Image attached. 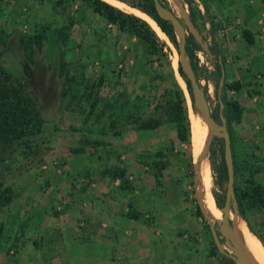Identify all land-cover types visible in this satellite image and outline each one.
I'll return each instance as SVG.
<instances>
[{"label": "rangeland", "instance_id": "374dc122", "mask_svg": "<svg viewBox=\"0 0 264 264\" xmlns=\"http://www.w3.org/2000/svg\"><path fill=\"white\" fill-rule=\"evenodd\" d=\"M108 1L150 26L154 50L81 0H0L3 68L36 98L42 118L40 130L18 144L0 166V189H12L10 202L0 207V264H221V253H210V234L195 207L204 206V198L211 195L223 202L224 190L215 170L222 146L214 136L205 146L204 122L205 137L202 123L194 132L190 118L193 122L196 111L176 71L175 49L146 14L131 8L144 1ZM192 2L196 27L224 59L223 76L241 84L237 92H228L241 107L240 122L231 124L234 153L255 160L253 176L264 185V0ZM162 3L180 17L172 0ZM248 10L250 16L245 18ZM251 17L254 39L248 43L242 31ZM44 27L58 40L54 53L48 52L53 63L48 67L43 45L28 65L26 79L19 36L37 34ZM244 42L250 45L251 59ZM196 53L205 62L202 53ZM60 57L72 78L78 79L82 72L91 78L105 77L101 95L138 92L141 87L144 100L138 118L152 117L158 125L136 129L123 121L115 129L118 134L108 128L102 132L93 115H85L76 103L66 107L60 102ZM168 63L182 86L185 106L176 94ZM244 72L251 81H243ZM200 83L206 84L208 104L215 114L214 86L202 79ZM176 105L189 117L188 148L175 137ZM76 147L80 151H71ZM157 152L162 155L156 156ZM160 161L166 167L155 178L153 162ZM109 167L122 171L131 189L118 188ZM127 204L135 218L125 215ZM215 206L214 202L208 212ZM231 211L230 206V216ZM245 217L246 221L239 215L238 220L264 239V208L248 210Z\"/></svg>", "mask_w": 264, "mask_h": 264}, {"label": "trees", "instance_id": "16d2710c", "mask_svg": "<svg viewBox=\"0 0 264 264\" xmlns=\"http://www.w3.org/2000/svg\"><path fill=\"white\" fill-rule=\"evenodd\" d=\"M90 5L93 11L103 17L107 22L116 24L117 27L125 33L137 37L144 43L148 49L154 50V33L150 26L142 19L129 13L122 12L116 3L108 0H81ZM125 2V0H117ZM142 5L135 4V7L142 13H145L149 20L157 25L159 30L166 36L170 44L177 51V44L172 31L170 21L160 18L153 6L152 0H143ZM162 2V0H160ZM193 0H184L187 4V10L194 23V7ZM111 4V5H110ZM125 4V3H124ZM164 4V3H163ZM119 8V9H118ZM206 12V10H205ZM195 24V23H194ZM196 26V25H195ZM52 31L46 32V28L37 34H21L19 36V46L26 63L22 66L23 76L27 79L30 77L29 64L35 62V54L40 51L43 45H46L45 59L47 60L48 67L53 63L54 48L58 46V40L52 39ZM243 37L248 43L252 42L251 34L247 30L242 31ZM4 43V42H3ZM168 53H171L170 48L164 44ZM208 48L212 54L211 57L200 47L194 40L190 33L185 36V50L189 57L192 69L199 85L203 88L207 101L209 95L206 89V84L202 85L200 80L206 83L211 82L214 86V95L216 98L215 111L213 117L218 120L219 118V101L222 103L221 114L225 118L226 128L229 132L232 163H233V192L236 200L238 213L242 219L246 221V211L260 210L264 208V185L258 182L253 174L257 169L253 170V163L248 156L244 155L239 157L234 153V136L231 128L232 123H239L241 116V107L238 102L233 99L228 92L233 90L237 92L241 84L238 80L227 81L225 75L223 82L218 93V81L221 76V69L224 68V59L220 55V51L214 44L208 42ZM197 51H200L205 58V62H200ZM48 52H50L48 54ZM4 60L0 58V166L4 165L9 155L14 151L18 144H24L29 135H34L40 130L42 118L40 116V109L36 104V98L31 96L25 91L23 83L20 81H13L9 73L3 68ZM169 64V63H168ZM66 62L58 59L57 78L59 79V100L66 107H70L76 103V107L80 111H84L85 115H93L94 120L100 125L102 132L105 129H111L114 135L118 134L116 127L121 122L132 123L136 129H152L158 125V121L152 117L139 119L141 108L143 107L144 94H142L141 87H138V92H125L118 93L111 96H104L100 94V87L106 82L103 76L95 78L85 76L84 72L77 78H72L67 74ZM170 68V75L173 79L177 96L185 106L182 86L178 84L174 77V71ZM176 71L185 85L186 92L191 108L194 110L192 102V94L190 85L185 75L183 74L179 64L176 66ZM173 110V116L177 125L175 126V137L179 143H183L187 148L191 141L190 122L185 112L181 113L179 106L176 105ZM191 123H192V117ZM190 134V137H189ZM217 141L223 146L222 139L216 138ZM81 148H71V151L77 152ZM157 152L156 156H161ZM252 156V154H248ZM247 159H246V158ZM243 158V159H242ZM153 169L155 170L154 177H160L161 170L166 167L165 161L153 162ZM217 183L225 190L226 183V168L221 156L220 163L216 167ZM108 174L111 179L117 180L118 188L131 189L128 180L117 168L113 167L108 169ZM216 208L221 207L223 202L219 203L218 199L212 195ZM12 198V189L10 186H3L0 189V207L7 205ZM224 200V199H223ZM130 208V209H129ZM125 215L128 218H135L136 214L127 204ZM195 214L202 217L201 210L198 205L195 207ZM203 218V217H202ZM248 225V224H247ZM207 230L210 234L211 251L210 253H217V248L212 240V236L208 225ZM249 230L260 240L264 247V239L248 225ZM1 229V228H0ZM17 240V238L15 239ZM7 251V250H6ZM223 259L221 264H235L227 256L220 254Z\"/></svg>", "mask_w": 264, "mask_h": 264}, {"label": "water", "instance_id": "95a60500", "mask_svg": "<svg viewBox=\"0 0 264 264\" xmlns=\"http://www.w3.org/2000/svg\"><path fill=\"white\" fill-rule=\"evenodd\" d=\"M172 1L178 9L180 17L177 16L169 7L164 5L160 0H152L156 14L160 18L168 20L171 23L172 31L177 44V51H175L177 57L176 63L177 65L179 64L183 74L189 82L194 110L200 116L208 129V139L205 143V146L208 145L212 136L221 138L223 143L222 155L226 168V183L223 204L221 207H217V209H219L221 212V217H213L205 211L204 206L202 205H198V207L201 210L202 217L208 225L212 240L217 250L221 254L230 258L235 264H258L250 252L246 249L241 238L239 237V231L237 227L239 213L233 192V163L230 138L229 132L226 128L225 118L221 114L222 103L219 101V118L216 120L212 115L208 101L205 97L204 90L199 85L195 77V73L186 53L185 36L187 33L192 35L194 40L200 45V47L204 50V52L207 53L209 57H211L212 54L208 48L207 40L202 37L201 32L193 23L190 14L185 7L184 0ZM222 82L223 70L221 69V76L218 81V93L220 92ZM230 206L232 209L231 216ZM213 222L217 225V228L214 226ZM245 226L247 230L251 232L246 224ZM220 238L223 239L224 246L221 244Z\"/></svg>", "mask_w": 264, "mask_h": 264}, {"label": "bare ground", "instance_id": "6f19581e", "mask_svg": "<svg viewBox=\"0 0 264 264\" xmlns=\"http://www.w3.org/2000/svg\"><path fill=\"white\" fill-rule=\"evenodd\" d=\"M192 123H193V127H194V132L195 131L197 132L199 130L198 129V125L200 123L203 124V121L201 120L200 116L197 113H195V114H193V122ZM205 133H206V127L204 125V131H203L202 137H205ZM199 180H200V191L202 192L201 170H200ZM207 197L208 196H206L204 198V200H203L204 209H205L206 212H208V210L212 209L213 206H214L213 196L212 195L209 196L210 198L208 197V199H207ZM208 213L210 215H212L213 217H215V218H219L220 217V212L216 208V206L214 207L213 211L208 212ZM237 227H238V231H239V237L241 238V240H242L244 246L246 247V249L250 252L252 257L255 259V261L258 264H264V249H263L264 247L261 245V242L251 232H249L247 230V228H246V226H245L243 221L237 220Z\"/></svg>", "mask_w": 264, "mask_h": 264}, {"label": "crops", "instance_id": "0c3cea01", "mask_svg": "<svg viewBox=\"0 0 264 264\" xmlns=\"http://www.w3.org/2000/svg\"><path fill=\"white\" fill-rule=\"evenodd\" d=\"M245 15H246L245 18H248V17L250 16V11L248 10L247 12H245ZM250 19H251V21H248V22H247V26L245 27V28H246L245 30H247L249 33L251 32V31H250V30H251V27H252L251 25H255V24L252 22L253 17H251ZM251 35H252V34H251ZM251 37H252V36H251ZM253 39H254V38H252V41H253ZM232 46H233V47H232ZM244 46H245L246 49H247V51H245V54H247V55H246V56H247V59H251V58L248 57V55L251 54V53L249 52V50H248V48H249L250 45H249L247 42H246V43L244 42ZM230 48H231L230 50L233 52V51H234V44H231ZM231 51H230V52H231ZM252 61H253V58H252ZM249 67H250V66H249ZM242 68H243V67H242ZM246 69H248V68H246V67L243 68L244 71H245ZM240 70L243 72V70H242L241 68H240ZM243 75H244V76H243ZM243 75H242V77H241V78L243 79V81H251L250 78H249V77H250L249 74H247L246 72H244ZM113 229H115V228H113Z\"/></svg>", "mask_w": 264, "mask_h": 264}]
</instances>
